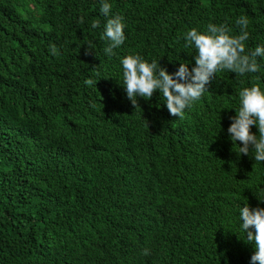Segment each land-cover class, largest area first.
I'll return each mask as SVG.
<instances>
[{
    "label": "trees",
    "instance_id": "16d2710c",
    "mask_svg": "<svg viewBox=\"0 0 264 264\" xmlns=\"http://www.w3.org/2000/svg\"><path fill=\"white\" fill-rule=\"evenodd\" d=\"M117 15L125 41L107 55ZM240 16L247 54L264 46V0H0V264H251L239 211L264 208V162L227 129L239 91L264 92V57L217 72L182 118L158 90L133 105L120 63L191 71L185 33L239 35Z\"/></svg>",
    "mask_w": 264,
    "mask_h": 264
},
{
    "label": "clouds",
    "instance_id": "9594fccd",
    "mask_svg": "<svg viewBox=\"0 0 264 264\" xmlns=\"http://www.w3.org/2000/svg\"><path fill=\"white\" fill-rule=\"evenodd\" d=\"M111 5L102 2L100 12L108 16ZM83 23V18H80ZM240 29L239 35H229L231 29L226 24L219 26L208 24L205 32L192 28L184 35L185 47L195 49V67L189 70L186 64H180L177 71L168 73L160 67L157 61L146 62L139 55H128L121 59L123 69V88L127 98L136 105V97L150 99L155 91L162 93L165 106L171 116L183 117L184 109L201 99L217 72L228 71L238 76L256 73L260 70L257 57H264V46H256L254 50L245 53V41L249 38L248 18L240 16L235 21ZM99 21H93L91 27L98 28ZM122 17L117 15L107 20L103 37L109 41L104 49L107 55L113 54V49L120 47L125 41ZM90 47L85 49L89 54ZM53 56L58 54L55 45H50ZM97 82V81H96ZM96 82L88 79L87 85ZM239 107L235 115L230 117L231 123L227 129L233 144L241 143L239 155H249V149L254 153L256 162H264V92L259 85L245 87L239 91ZM255 125L258 135L253 134L250 127ZM264 202V200H259ZM239 218L241 229L246 235V241L254 246L251 264H264V208L249 209L247 204L240 208ZM254 229V232L249 230ZM148 254L147 250L144 252Z\"/></svg>",
    "mask_w": 264,
    "mask_h": 264
}]
</instances>
